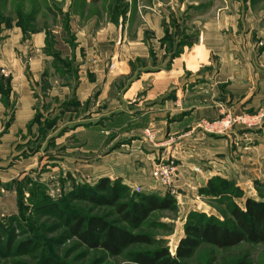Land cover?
Here are the masks:
<instances>
[{"label": "rangeland", "instance_id": "1", "mask_svg": "<svg viewBox=\"0 0 264 264\" xmlns=\"http://www.w3.org/2000/svg\"><path fill=\"white\" fill-rule=\"evenodd\" d=\"M186 1L194 5L201 4L202 11L191 9L187 15H183L178 7ZM233 1L0 0V59L10 57L12 44L18 41L17 32L24 34V40L43 30L52 37L53 30L62 25L68 27L70 18L75 16L80 17L83 23L99 16L101 21L109 19L119 26L120 22L129 18L130 32L133 33L139 27V15L142 12L139 6L161 2V15L167 18L164 25L168 35L164 45L171 60L178 55L186 38L181 25L176 28L180 18L185 23V18L190 20L198 16H213L224 2ZM175 11L180 15L179 18ZM253 11H264V0H254ZM260 17L259 28L262 30L264 13ZM78 25L76 27L79 29ZM120 30L121 27L118 32ZM68 35L74 44V36ZM255 42V50L260 52L264 49V39ZM48 47L51 49L47 53L51 55L53 46ZM19 49L22 48H15V53L25 64L33 54L28 50V54H23V50ZM54 59L57 63L56 56ZM59 59L62 60V57ZM49 62L51 58L46 64ZM58 65L63 66L61 62ZM54 80H58L57 76L52 78ZM4 82L0 79L3 95ZM37 94L40 105L35 119L26 130L15 136L10 151L0 153V264H137L134 259L138 253H152L162 248H167L174 257L177 246L186 237L188 225L204 218L235 225L229 214L230 208L237 206L245 209L249 198L264 203V106L258 111L238 114L226 108L214 121L197 122L188 135L202 133L203 141L207 138L212 142L224 140L222 146L217 147L218 151L224 153L217 156L218 160L213 161L215 164L201 161L204 173L208 170L216 173L208 180L200 181L201 177L197 180L195 173L188 186L178 184L179 187H176L180 163L178 157L182 152L181 147H178L174 155L177 140L169 138L159 144L155 138L147 137V143L152 145L153 150H141L138 153L130 152L131 146L119 148L120 142L117 141L109 148L107 143L113 138L107 136L109 129L106 122L115 116V113L110 114L112 106L106 111L107 104L98 105L95 97L84 106L78 105L74 98L62 105H47L40 88ZM119 103H123L121 99ZM11 122L12 111L6 119L1 120L0 138ZM206 125L213 126V131L205 129ZM96 147H100L99 150ZM168 149L170 152L163 153ZM112 153L115 156L132 153L141 158L149 154L150 157H147L152 160L146 164L144 159L136 158L130 168L117 165L113 168L105 162ZM171 162L178 171L172 186L164 187L152 177V172L158 164L170 166ZM145 173L158 190L143 189L140 177ZM103 180H109L110 189L107 191L97 188ZM139 187L141 192L137 191ZM144 194L170 198L174 204L170 210L153 212L140 226L133 228L123 220L119 207L131 206ZM89 196L99 201L85 198ZM111 198L115 200L114 205L106 203ZM77 218L84 219L85 224L98 218L133 234L146 235L149 242L131 245L117 256L102 248H89L72 232ZM241 260H246L248 264H264V244L244 242L235 247L219 249L203 243L190 259L182 260L181 263L234 264Z\"/></svg>", "mask_w": 264, "mask_h": 264}, {"label": "crops", "instance_id": "2", "mask_svg": "<svg viewBox=\"0 0 264 264\" xmlns=\"http://www.w3.org/2000/svg\"><path fill=\"white\" fill-rule=\"evenodd\" d=\"M162 5L139 6V27L133 33L129 18L119 26L109 19L101 21L99 16L86 23L80 17L70 18L68 27L59 25L52 37L43 30L24 40V34L17 32L10 57L0 59V79L5 81V95L0 91V126L12 111V122L0 138V153L10 151L15 136L35 119L40 88L47 105H62L74 98L84 106L95 97L98 105L107 104L106 111L112 106L110 114L115 116L106 122L107 136L113 138L107 143L109 148L117 141L119 148L131 146L130 152L152 151L144 132L148 128L155 130L159 144L169 138L177 140L174 155L178 147L182 152L176 187L188 186L195 173L200 181L216 174L212 170L204 173L201 161L215 164L217 156L224 153L217 148L224 140L203 141L202 133L188 134L197 122L214 121L226 108L238 114L264 106V49H254L255 41L264 39V29L259 28L264 11H253L254 0H234L224 2L213 16L185 18V23L180 18L176 28L181 25L186 38L178 55L170 60L164 45L168 33ZM191 9L202 11L203 6L186 1L178 7L183 15ZM48 44L53 46L51 55ZM15 48L33 55L24 64ZM55 76L58 80L52 81ZM168 152L170 149L163 153ZM131 154L112 153L105 162L113 168H130L136 158L146 164L152 160L149 154L145 158ZM140 182L143 189L158 190L147 173Z\"/></svg>", "mask_w": 264, "mask_h": 264}, {"label": "trees", "instance_id": "3", "mask_svg": "<svg viewBox=\"0 0 264 264\" xmlns=\"http://www.w3.org/2000/svg\"><path fill=\"white\" fill-rule=\"evenodd\" d=\"M109 180L101 181L97 188L109 190ZM225 193H220L223 195ZM114 195V194H113ZM98 202L95 197H85ZM114 205L113 198L106 202ZM173 200L160 198L154 194L140 196V200L131 206L119 207L122 218L131 227L140 226L153 212L170 210ZM235 225H229L212 218L201 219L198 223L186 227V237L179 245L173 257L167 248L152 253H138L135 256L137 264H182V260L190 259L197 248L205 243L219 249L235 247L241 243L264 244V203L251 198L247 199L245 209L234 206L229 210ZM72 232L89 248H102L111 255H120L127 247L134 244H146V235H136L125 229L111 226L101 219L94 218L85 224L84 219L77 218ZM234 264H248L241 260Z\"/></svg>", "mask_w": 264, "mask_h": 264}, {"label": "built area", "instance_id": "4", "mask_svg": "<svg viewBox=\"0 0 264 264\" xmlns=\"http://www.w3.org/2000/svg\"><path fill=\"white\" fill-rule=\"evenodd\" d=\"M228 124H230V123L228 122ZM222 125L226 127V124L225 123H223ZM204 127H205V129H207L209 131H213L212 130L213 129V126L210 127L209 125H206ZM214 128L217 129L218 127H214ZM221 128H223V127H221ZM222 130H221V132H222ZM145 133H146V136L149 139H153L154 138L155 133H154V130L153 129H147ZM177 171H178L177 170V167H176V165L173 162H171V165L170 166L169 165H166V164H158L153 169L152 177L155 180L161 182L164 187H171L172 184H173V182L175 181L174 178L176 176V172ZM137 191L141 192V188L140 187L137 188Z\"/></svg>", "mask_w": 264, "mask_h": 264}]
</instances>
